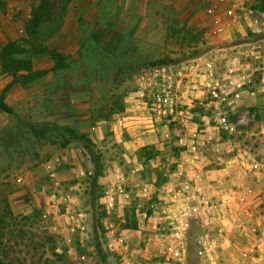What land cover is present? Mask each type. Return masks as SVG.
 <instances>
[{"label":"rangeland","instance_id":"rangeland-1","mask_svg":"<svg viewBox=\"0 0 264 264\" xmlns=\"http://www.w3.org/2000/svg\"><path fill=\"white\" fill-rule=\"evenodd\" d=\"M41 1L36 0L34 9ZM232 5L237 15L243 11L240 21L247 34L221 42L227 21L215 26L213 19L223 18L220 11ZM61 7L57 3L55 16L41 22L31 36L34 15L21 22L9 18L6 1L0 0V48L16 42L14 57L31 60L39 66L35 72L44 71L29 86L22 85L29 102L12 105L13 113L0 110L2 264H143L126 258L124 249L126 244L144 246L151 236L148 218L139 232H124L125 246L113 243L111 230L119 235L124 228H137L135 210L149 214L150 204L159 202L157 193L149 199L136 195L139 186L127 180L132 196L122 197L123 212L108 209L102 198L109 175L106 161L111 160L107 154H113L108 148L115 153L125 135L122 125V136L116 139L115 115L126 111L143 70L181 63L229 42L260 41L264 0H70ZM249 21L262 29L253 32ZM51 51L62 60L56 61ZM56 64L61 66L54 69ZM22 73H7L0 64L3 81L13 83ZM195 122L201 123L200 116ZM162 127L145 122L133 130L143 132L141 153L146 158L156 145L182 148L178 142L171 146L175 136L152 142L149 134H163ZM140 172L136 178L151 175L148 168ZM123 173L131 177L130 170ZM71 187V195H63ZM122 214L127 224L121 222Z\"/></svg>","mask_w":264,"mask_h":264},{"label":"built area","instance_id":"built-area-1","mask_svg":"<svg viewBox=\"0 0 264 264\" xmlns=\"http://www.w3.org/2000/svg\"><path fill=\"white\" fill-rule=\"evenodd\" d=\"M5 1L7 16L19 22L31 17L36 4V0ZM233 7L235 5L226 8L224 15L235 17ZM219 22L217 18L216 25ZM261 47L256 45L253 51L256 60L264 59ZM246 80L247 75L237 58L229 59L223 68L214 60L197 58L180 64L160 63L141 72L136 90L128 96L126 110L143 115L151 126L160 123L166 137L175 136V142L188 150L187 168L180 166L175 176L162 185L163 193L157 196L159 202L150 204L154 213L166 204L161 226L158 222L152 225L148 213L142 212L143 218H148L149 238L157 244L153 259L144 264H186L191 254L206 259L207 264L220 263V250L223 244H230L231 235L221 217L213 213L220 203L202 182L211 170L224 163L222 148L226 141L236 155L247 152L238 138L239 123L233 119L229 108L231 99L239 96ZM200 90L207 92L206 101L196 95ZM203 108L207 113H200ZM199 116L201 123L195 122ZM205 148H213V154H208ZM123 182L119 177L106 184L102 198L108 209L123 212L122 197L126 196ZM64 192L63 195L68 196L67 191ZM123 214L121 222L127 224L128 218ZM126 230L122 229L119 235L112 230L113 243L125 246ZM154 231L157 232L154 234ZM251 231L256 232V228ZM242 257L250 260L249 252H242Z\"/></svg>","mask_w":264,"mask_h":264},{"label":"crops","instance_id":"crops-1","mask_svg":"<svg viewBox=\"0 0 264 264\" xmlns=\"http://www.w3.org/2000/svg\"><path fill=\"white\" fill-rule=\"evenodd\" d=\"M224 11L225 9L220 11L223 18H218L222 23L227 21L224 29L222 28L224 38L221 42L244 39V35L247 32L243 29L240 21L241 16H244L243 11H239L238 15L235 13L233 18H225ZM215 22L216 19H213V23L216 26ZM220 22L218 25H220ZM259 23L263 24V19ZM259 23L257 21H249L248 25L253 32H256L262 29ZM256 45L262 46L261 52L264 56L263 36L260 41L254 43L246 39L242 43L236 41L229 42L225 46L221 44L217 49L184 61L189 62L197 58L214 60L223 68L229 59L237 58L242 64L243 73L247 75V80L239 96L232 98L229 103L232 117L239 123L240 132L238 138L246 146L247 152L241 156L236 155L234 149L231 148L230 142L226 141L222 148L224 151V163L217 169L211 170L206 180L202 182L208 189L209 194L215 196L220 203L213 213L221 217V222L231 235L230 244H223L220 250L219 264H264V59L256 60L254 58L253 51ZM32 66L33 70L39 68V66ZM4 81L0 79V87L2 92L9 85V88L4 93V99L8 105L12 107L18 102L22 105L29 102V98L22 93L24 91L22 85L26 87L29 86V83L22 84L15 81L10 83L8 79ZM43 90L47 89L44 87ZM17 92L21 94L13 101L12 96ZM196 95L203 97L204 101L208 97L205 90L197 91ZM145 120V117L130 113L128 110L122 116L115 115L114 118L113 124L116 139L122 136V125L125 126L123 128L125 135L123 139L121 138L122 142L119 143L121 148H117L115 153L113 150L115 148H108V153L113 154H107L108 157H111V160L106 161L109 164L107 167L109 168V175L104 177V179L106 182H114L119 177H122L124 180V191L126 192L125 199L132 196V192L125 187L127 180L133 181L134 185L139 186L135 191L136 195L149 199L156 192L157 196L158 194L161 196L163 193L162 185L172 179L176 170L180 166H185L188 160L187 148H161L156 145L155 148H150L151 154L149 157L146 158L145 155H142L141 147L146 145V142L143 141V132L137 133V131L133 130L137 125L148 123ZM145 132L148 131L146 130ZM152 133L149 134L153 138L152 142L159 141V138L162 139L164 136V134H156L158 132ZM99 139V146L105 149L104 143H101ZM175 143L171 146H175ZM212 150L213 148H205L208 154H213ZM108 164H105V167ZM145 168L151 170V175L142 179L136 178V176L142 174L139 171ZM125 169L130 170L129 175L131 177H125L123 173V171L126 172ZM72 188L65 190L68 195H71ZM166 209V204H163L162 209L157 212H149V220H151L152 225L161 222L163 212ZM135 211L138 227L126 230L132 233L139 232L140 226L143 225L142 221H144L142 215L144 211H139L138 209ZM140 217L142 220H140ZM159 225L161 226V223ZM253 227L256 228V232L251 231ZM155 232L157 231H154V234ZM149 237L144 242L143 247L136 248L129 244L128 248L124 249L126 251L125 257L132 262L138 259L144 263L148 260L151 261L156 253L157 244L155 241H151ZM242 252H249L250 260L245 261L242 257ZM186 264H207V261L195 256V254H191Z\"/></svg>","mask_w":264,"mask_h":264},{"label":"trees","instance_id":"trees-1","mask_svg":"<svg viewBox=\"0 0 264 264\" xmlns=\"http://www.w3.org/2000/svg\"><path fill=\"white\" fill-rule=\"evenodd\" d=\"M70 0H42L37 8L34 9L33 19L30 22V27L28 28V32L31 36L37 35V28L41 22L51 20L55 16V7L57 3H62L61 9H64L65 5L69 3ZM18 52V45L14 41H8L0 48V64L2 69L7 73L17 74L19 72H26L19 74L20 80H14L15 82H20L25 84L31 81L34 77L41 75L44 71L35 72L33 70L32 62L29 59H18L14 57V54ZM50 55L59 62L62 60L61 54L57 52L51 51ZM61 66V65H60ZM58 64L54 66V69L60 67ZM9 88V85L6 86L1 94H0V110L6 113H13V108L8 105V103L4 99V93ZM11 215V211H9ZM4 221V219L0 218V224ZM12 220V219H11ZM14 221H17V218H13ZM132 225L135 226V220H133ZM0 240H1V227H0ZM0 253H1V242H0ZM3 263V259L0 255V264Z\"/></svg>","mask_w":264,"mask_h":264}]
</instances>
